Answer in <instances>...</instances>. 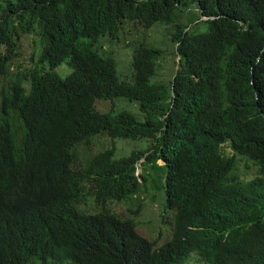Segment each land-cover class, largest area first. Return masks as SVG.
<instances>
[{"label":"trees","instance_id":"trees-1","mask_svg":"<svg viewBox=\"0 0 264 264\" xmlns=\"http://www.w3.org/2000/svg\"><path fill=\"white\" fill-rule=\"evenodd\" d=\"M190 2L210 20L184 24V0H0V264H264V0ZM132 23L172 27L170 82L162 50L134 48L126 80L98 50ZM25 39L41 46L27 73ZM100 137L129 152L85 158ZM154 167L172 227L159 248L136 229Z\"/></svg>","mask_w":264,"mask_h":264},{"label":"rangeland","instance_id":"rangeland-1","mask_svg":"<svg viewBox=\"0 0 264 264\" xmlns=\"http://www.w3.org/2000/svg\"><path fill=\"white\" fill-rule=\"evenodd\" d=\"M184 2L188 3L189 10L185 13L178 12L180 16V20L184 22V24H189L190 26H195L204 20L200 17V14L196 10V8L191 4L190 0H184ZM140 24H128L123 27L120 39L117 41H112L110 38H104L101 40L99 45L97 46L98 50L105 56H110L113 58L118 64L119 76L121 79H133L134 77V68L133 66V49L139 47L141 44H145L146 47L149 48H157L159 50L164 51L165 54V63H161V70L159 71L156 81L157 82H170L173 79L174 75H166L167 72L173 71V67L175 66V61L171 65V61L173 55L175 53V46L172 41V27L169 26H160L151 31H145L141 28V32L143 34H139L140 30L136 31ZM200 33L206 34L209 32V28L206 27L205 23H202L199 28ZM18 46L21 47L19 51H17V56L14 60V68L21 69L25 73L34 70L35 64L38 61L39 53H40V42L34 39H25ZM164 68V69H163ZM133 69V75H132ZM166 72H164V71ZM60 75L65 78V75H70L72 73L71 69L67 66L64 68L57 70ZM123 100V99H122ZM102 102V101H101ZM112 102H104L98 104V109L102 112L110 111L112 108L110 106ZM113 107V106H112ZM117 108L119 110H129L134 114L139 112V105L137 103H131L128 101H118ZM131 144V149H137L138 147H145L141 145V142L137 141H127ZM91 146H89L88 150L81 151L80 153L84 155L85 158L89 157V155H97L100 152L105 151L106 149L117 146V152L119 155H123L129 152V149L125 147L123 144H113V139H108L106 137H100L96 141L92 140ZM118 144V145H117ZM144 159L141 161V163ZM83 163V160L80 161ZM137 165L136 175L139 176V180L142 182V173L144 169V164ZM159 165H163V162H159ZM154 175L149 178L153 183L149 184V189L143 190V208L139 217H137V221L140 222V225L136 228L137 232L151 241L157 242V248L164 245L168 242L172 237V227L169 223H165L162 221L163 217L159 216L160 211L164 210L166 207V195L164 188V179L166 176L165 168L154 167L153 168ZM256 171L250 173H242L243 178H247L249 174H254ZM150 174L151 169L147 170L145 174ZM163 178L162 182L160 181ZM147 184V182H146ZM145 197V198H144ZM85 202L83 201L80 205L81 210L85 211ZM145 206V208H144ZM115 209L119 214L127 215L129 214L128 204H120L117 203L115 205ZM40 263L38 261H35ZM200 259L199 256H193L187 264H205ZM41 264V263H40ZM48 264H53V262H49Z\"/></svg>","mask_w":264,"mask_h":264},{"label":"water","instance_id":"water-1","mask_svg":"<svg viewBox=\"0 0 264 264\" xmlns=\"http://www.w3.org/2000/svg\"><path fill=\"white\" fill-rule=\"evenodd\" d=\"M204 21H209L210 19H207V18H203Z\"/></svg>","mask_w":264,"mask_h":264}]
</instances>
